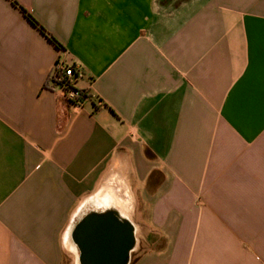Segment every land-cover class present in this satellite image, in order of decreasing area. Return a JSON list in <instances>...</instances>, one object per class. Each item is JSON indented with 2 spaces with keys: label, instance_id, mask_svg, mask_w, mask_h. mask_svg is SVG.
Returning a JSON list of instances; mask_svg holds the SVG:
<instances>
[{
  "label": "crops",
  "instance_id": "crops-1",
  "mask_svg": "<svg viewBox=\"0 0 264 264\" xmlns=\"http://www.w3.org/2000/svg\"><path fill=\"white\" fill-rule=\"evenodd\" d=\"M90 199L133 264H264V0H0V264H77Z\"/></svg>",
  "mask_w": 264,
  "mask_h": 264
},
{
  "label": "water",
  "instance_id": "water-1",
  "mask_svg": "<svg viewBox=\"0 0 264 264\" xmlns=\"http://www.w3.org/2000/svg\"><path fill=\"white\" fill-rule=\"evenodd\" d=\"M109 215H117L114 211H105L102 213H91L81 222H79L72 233L73 240L77 245L84 250L86 258L93 264H100L105 262L106 256L102 253V248L112 245V237L115 232L112 227H107L105 221ZM117 220V243L122 247L123 253L131 250L134 237L133 228L127 221L124 223ZM107 237L109 240L107 241Z\"/></svg>",
  "mask_w": 264,
  "mask_h": 264
},
{
  "label": "flooded vegetation",
  "instance_id": "flooded-vegetation-1",
  "mask_svg": "<svg viewBox=\"0 0 264 264\" xmlns=\"http://www.w3.org/2000/svg\"><path fill=\"white\" fill-rule=\"evenodd\" d=\"M105 211H109V209L102 208V209H97V210H91L79 222H81L83 219H85L91 213H102ZM108 217L112 218V219L106 220L105 224L107 227H112L114 229L115 235H114V237H112V243L113 244L105 246L102 248V253L105 254L106 260H105V262L100 263V264H133L135 262V255H134L135 238H134V241H133L134 243L132 245L131 250H128L127 252L123 253L122 247L119 246V244L117 243L116 230H117L118 222H117V220H114V219L119 218L120 221L123 223H124V220H122L117 215H114V216L109 215ZM108 240H109V238L107 237V241ZM72 242H73L75 250H76L77 264H93L92 262H89V260L86 258V254H85L84 250H82L77 245V243H75V241L73 240V237H72Z\"/></svg>",
  "mask_w": 264,
  "mask_h": 264
},
{
  "label": "built area",
  "instance_id": "built-area-1",
  "mask_svg": "<svg viewBox=\"0 0 264 264\" xmlns=\"http://www.w3.org/2000/svg\"><path fill=\"white\" fill-rule=\"evenodd\" d=\"M84 74L80 67H70L58 64L50 77V83L60 88L68 103L81 106L87 99L85 92L77 89L76 82L83 78Z\"/></svg>",
  "mask_w": 264,
  "mask_h": 264
},
{
  "label": "rangeland",
  "instance_id": "rangeland-1",
  "mask_svg": "<svg viewBox=\"0 0 264 264\" xmlns=\"http://www.w3.org/2000/svg\"><path fill=\"white\" fill-rule=\"evenodd\" d=\"M95 201L96 200H94V199H92V200L90 199V201L85 205V208H87L88 210H93V209L96 210V208L94 207ZM73 249H74V252H76L75 251V247ZM68 262H69L68 264H74L75 259H74V256L73 255H71V258L70 259H68Z\"/></svg>",
  "mask_w": 264,
  "mask_h": 264
},
{
  "label": "bare ground",
  "instance_id": "bare-ground-1",
  "mask_svg": "<svg viewBox=\"0 0 264 264\" xmlns=\"http://www.w3.org/2000/svg\"><path fill=\"white\" fill-rule=\"evenodd\" d=\"M104 204H105L104 202H102V203L101 202H97V205L96 206H102ZM71 249L74 250L73 247H71Z\"/></svg>",
  "mask_w": 264,
  "mask_h": 264
},
{
  "label": "trees",
  "instance_id": "trees-1",
  "mask_svg": "<svg viewBox=\"0 0 264 264\" xmlns=\"http://www.w3.org/2000/svg\"><path fill=\"white\" fill-rule=\"evenodd\" d=\"M30 19H31V21L34 23V24H36V22L31 18V17H29ZM70 67H75V66H70Z\"/></svg>",
  "mask_w": 264,
  "mask_h": 264
}]
</instances>
